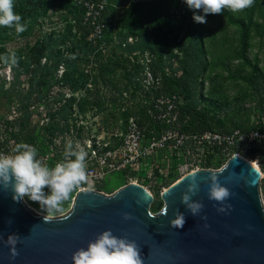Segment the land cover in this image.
Segmentation results:
<instances>
[{
    "label": "rangeland",
    "instance_id": "1",
    "mask_svg": "<svg viewBox=\"0 0 264 264\" xmlns=\"http://www.w3.org/2000/svg\"><path fill=\"white\" fill-rule=\"evenodd\" d=\"M94 1L105 7L99 11L104 26L98 27L97 11L74 0H14V11H27L22 21L26 28L22 33L9 28L0 41V55L16 56L15 64L0 60V154L12 155L17 144L28 143L38 149L41 160L53 154L61 160L69 142L86 150L89 139L106 142L125 131L131 118L148 119L149 109L161 101L175 102L180 120L194 109L209 107L218 129L264 130V0H254L242 11L225 8L209 14L203 24L193 21L182 0ZM124 18L143 28L157 25V35L165 42L162 66L142 35H129ZM40 39L62 57L50 70L40 71L29 60ZM183 45L196 53L188 74ZM53 126L61 130L56 139L50 134V143L43 141L44 131L49 133L45 129ZM32 138L39 143H30ZM244 156L262 171L259 192L264 202V152ZM165 187L151 190L152 217L164 211ZM120 189L107 186L104 191L112 196ZM75 199L73 191L64 211L52 219L69 215ZM23 201L35 215H45L38 211V202Z\"/></svg>",
    "mask_w": 264,
    "mask_h": 264
},
{
    "label": "water",
    "instance_id": "2",
    "mask_svg": "<svg viewBox=\"0 0 264 264\" xmlns=\"http://www.w3.org/2000/svg\"><path fill=\"white\" fill-rule=\"evenodd\" d=\"M211 176L230 192L222 202L209 198ZM193 177L191 200L203 205L195 216L181 202ZM260 178L248 162L232 157L220 171L200 170L167 189L156 217L149 212L152 193L130 184L112 196L81 191L69 215L47 221L13 200L11 185L0 187V264H73V254L106 230L134 241L143 264H264ZM178 212L185 215L182 228L171 223ZM10 234L18 235L15 252L6 244Z\"/></svg>",
    "mask_w": 264,
    "mask_h": 264
},
{
    "label": "built area",
    "instance_id": "3",
    "mask_svg": "<svg viewBox=\"0 0 264 264\" xmlns=\"http://www.w3.org/2000/svg\"><path fill=\"white\" fill-rule=\"evenodd\" d=\"M74 1L90 11H97L95 17L98 18V27L104 26L100 24L99 12L105 9L103 3L94 0ZM161 103L149 109L148 119L131 118L127 129L113 134L108 141L94 142V138L89 139L86 179L76 188V195L91 190L107 196L104 191L107 188L106 179L112 174L123 178L122 188L135 184L152 193L151 190L157 185L167 184L169 189L200 170L220 171L236 154L256 152L259 157L264 152V130L189 133L182 130L186 121L179 119L177 104L173 101ZM54 144L53 141L50 146ZM52 147L53 150L56 148ZM57 156L53 154L42 162L54 167L63 160L56 159ZM262 205L264 208V202Z\"/></svg>",
    "mask_w": 264,
    "mask_h": 264
},
{
    "label": "clouds",
    "instance_id": "4",
    "mask_svg": "<svg viewBox=\"0 0 264 264\" xmlns=\"http://www.w3.org/2000/svg\"><path fill=\"white\" fill-rule=\"evenodd\" d=\"M192 11L195 23H206L209 14H220L225 8L232 12L249 8L254 0H182ZM23 17L14 11V0H0V27L15 29L17 33L25 31L26 24ZM5 64L16 63L15 53L11 56L0 55ZM87 150L79 143L73 146L67 144L64 159L54 167L48 166L38 158V149L28 143L16 145L14 154H0V187L7 190L11 185L13 200L38 202V211L44 213L45 221L59 216L63 211L64 202L69 200L73 191L86 179ZM209 198L215 201H224L229 197V190L211 176ZM197 185L195 177L182 195L181 202L190 213L195 216L203 205L191 200ZM223 212L224 209L220 208ZM125 219L130 215L125 214ZM185 215L178 212L172 220V225L182 228L185 224ZM18 235L10 234L6 244L12 246L15 252ZM73 264H143L140 251L134 241L115 236L111 230L99 234L90 242L87 248H81L72 256Z\"/></svg>",
    "mask_w": 264,
    "mask_h": 264
},
{
    "label": "trees",
    "instance_id": "5",
    "mask_svg": "<svg viewBox=\"0 0 264 264\" xmlns=\"http://www.w3.org/2000/svg\"><path fill=\"white\" fill-rule=\"evenodd\" d=\"M50 5H46V9L49 8ZM16 13L20 14L23 18L26 17L27 11H15ZM22 12L24 13L22 15ZM47 11H44L46 13ZM233 22V21H232ZM240 21H234L233 23L238 24ZM122 26L128 30L129 35L131 36H137L138 34L142 35L143 39L146 41V45L148 47L153 48V53L158 61V63L162 66L161 58H162V48L165 44L164 40L157 35V25L153 23L152 25L148 27H142L138 25L135 21H133L130 18H124L122 21ZM9 28L7 27H0V41L5 40L7 36V31ZM177 37L180 33L184 32L183 27L180 28L177 31ZM38 44L34 47L32 50V55L29 58L32 64H35L36 67L40 70H50L58 60H60L62 57L58 54L57 51H55L51 43H49L46 39H40ZM140 46V44H138ZM195 46V45H193ZM133 49V48H131ZM140 51H145L143 47L139 48ZM180 50L182 54H184L185 62L184 66L187 70V74L189 72V67L191 65L190 58H193L195 56V52L193 49H190L188 46L183 45L180 47ZM243 50L244 45H243ZM45 58L47 63L45 65H42V59ZM247 60V59H246ZM51 62V63H50ZM247 63L249 61L247 60ZM102 68V67H101ZM183 121H186L185 125L182 126V130L189 132V133H202L207 130H216L220 132H225L228 130H222L218 129L216 126V117L213 115L211 109L209 107L205 109H194L186 114H183L182 117ZM67 130L71 129L70 125L66 126ZM45 130H48L49 133L44 131V135L42 136V139H44L45 142H47V137L51 134L53 139L55 138L54 135L56 132L61 131L58 129V127L53 126L51 128L47 127ZM79 134V132H77ZM46 138V139H45ZM30 143H35L37 145L38 141L37 138L30 139ZM77 189L74 190L76 192Z\"/></svg>",
    "mask_w": 264,
    "mask_h": 264
},
{
    "label": "bare ground",
    "instance_id": "6",
    "mask_svg": "<svg viewBox=\"0 0 264 264\" xmlns=\"http://www.w3.org/2000/svg\"><path fill=\"white\" fill-rule=\"evenodd\" d=\"M234 157H237V158H240V159H243L245 160L246 162H248L254 169H256L259 173H260V176L262 175V171L258 165V163L254 160H251V159H248L247 157H245L244 155L242 154H236ZM107 186L110 187V188H119L121 187L122 189V186H123V181L116 177L114 174L110 175L108 177V180H107ZM167 191V189L164 191V193Z\"/></svg>",
    "mask_w": 264,
    "mask_h": 264
}]
</instances>
